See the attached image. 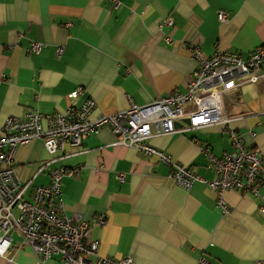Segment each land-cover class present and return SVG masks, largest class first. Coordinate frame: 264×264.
Returning <instances> with one entry per match:
<instances>
[{
    "label": "crops",
    "instance_id": "0c3cea01",
    "mask_svg": "<svg viewBox=\"0 0 264 264\" xmlns=\"http://www.w3.org/2000/svg\"><path fill=\"white\" fill-rule=\"evenodd\" d=\"M120 1L115 9L110 0H0V132L8 118L29 111L67 114L74 103L69 96L78 89L84 91L77 107L96 102L93 120L185 94L198 68L193 46L209 56L229 51L244 58L264 46V0ZM221 11L229 14L227 22L220 21ZM34 41L45 46L40 54L29 52ZM226 110L245 145L264 161V81L227 97ZM188 127L185 120L151 144L214 180L202 148L208 145L219 157L231 152L228 131ZM116 140L105 127L81 147L67 145L65 156L39 174L48 159L43 142L19 147L17 174L23 182L34 180L28 199L33 188L50 184L51 169H78L63 179V199L69 217H106V225L92 231L98 256L131 257L134 264H264V184L258 197L226 191L230 211L224 213L214 190L202 183L185 190L157 156ZM12 239L13 264H41L19 234Z\"/></svg>",
    "mask_w": 264,
    "mask_h": 264
},
{
    "label": "built area",
    "instance_id": "2783aa9c",
    "mask_svg": "<svg viewBox=\"0 0 264 264\" xmlns=\"http://www.w3.org/2000/svg\"><path fill=\"white\" fill-rule=\"evenodd\" d=\"M117 9L121 1L110 0ZM220 21L227 22L229 14L219 13ZM172 24V19L167 20ZM40 42H32L29 52L40 54L44 48ZM198 68L185 94L174 93L153 100L146 106L131 104L126 111L93 120L96 102L88 99L77 107L84 89H78L69 97L74 102L67 114L42 115L29 111L22 117H10L0 132V261L13 264L9 259L13 234L23 238V244L46 264L59 257V264H134L131 257L119 260L98 256L99 242L92 239L94 226L106 225V217L100 215L94 222L80 216L69 217L63 199L62 183L67 176L79 174L78 169L54 168L50 172V184L33 188V181L23 182L16 171L15 155L19 147L41 140L48 155L37 174L44 172L66 153V146L81 147L87 136L98 135L109 127L116 135V145L129 146L145 156H157L171 168V177L190 191L196 183L205 184L218 196V204L224 213L230 208L223 199L226 191L250 193L258 197L264 184V161L258 150L245 145L243 136L232 126L227 116L226 98L245 85H257L264 81V46L252 51L247 58L239 52L217 51L209 56L199 46L191 48ZM62 56L64 47L57 50ZM190 120L188 129L224 126L232 143V151L219 157L208 145L202 151L207 168L215 174L214 180L206 179L192 169L184 167L170 154L151 144L156 136L172 135L177 123ZM124 181V176H120ZM264 211V209H263ZM91 258H96L92 260ZM200 264H211L202 261Z\"/></svg>",
    "mask_w": 264,
    "mask_h": 264
},
{
    "label": "water",
    "instance_id": "95a60500",
    "mask_svg": "<svg viewBox=\"0 0 264 264\" xmlns=\"http://www.w3.org/2000/svg\"><path fill=\"white\" fill-rule=\"evenodd\" d=\"M183 122H185V121H183ZM183 122L177 123V124H176V127H178V125L181 126V125L183 124ZM187 123L190 124V120H187Z\"/></svg>",
    "mask_w": 264,
    "mask_h": 264
}]
</instances>
